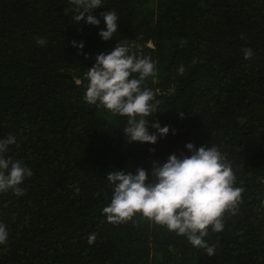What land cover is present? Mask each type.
Returning a JSON list of instances; mask_svg holds the SVG:
<instances>
[{
  "label": "trees",
  "instance_id": "16d2710c",
  "mask_svg": "<svg viewBox=\"0 0 264 264\" xmlns=\"http://www.w3.org/2000/svg\"><path fill=\"white\" fill-rule=\"evenodd\" d=\"M69 7L0 0V139L14 134L19 146L5 155L33 172L21 185L26 195L0 193L9 232L0 264H264V0H103L93 12L99 26L74 23ZM109 10L118 33L103 41ZM122 40L156 64L146 86L160 104L149 124L170 132L154 145L129 143L126 117L83 99L85 72ZM188 143L215 145L243 190L224 230L206 237L212 257L139 214L122 224L102 215L113 195L109 171L143 167L151 178L154 162L191 155Z\"/></svg>",
  "mask_w": 264,
  "mask_h": 264
},
{
  "label": "clouds",
  "instance_id": "9594fccd",
  "mask_svg": "<svg viewBox=\"0 0 264 264\" xmlns=\"http://www.w3.org/2000/svg\"><path fill=\"white\" fill-rule=\"evenodd\" d=\"M68 2L71 7L65 11L66 14L72 13L74 23L86 21L89 25H100L101 19L93 12L103 6V0ZM101 18L105 29H101L99 35L103 41H110L118 33L119 17L115 11L109 10L102 12ZM36 42L38 46L47 43L43 38ZM180 43L184 46L188 41L181 39ZM72 45L81 50L84 47L83 42L77 45L72 41ZM241 51L245 59L254 55L251 48H242ZM196 62L193 60L192 63ZM178 71L184 73L183 64ZM156 76V64L151 57L138 56L127 40L118 41L109 53L98 54L96 63L85 72L87 85L83 99L114 116L126 117L127 123L122 130L129 143L154 145L170 132V126H161L159 121L149 124V118L159 112L160 101L146 82L149 79L155 82ZM180 116L183 118V111ZM150 127L156 129V133H150ZM11 145L19 146L14 134L0 139V193L11 191L22 197L26 195V189L21 185L33 172L21 160L5 155ZM186 148L191 155L173 153L163 164L154 162L151 178L143 167L135 173L120 169L109 171L107 179L113 186V195L102 215L108 223L122 224L139 214L149 222L185 237L193 248L204 249L212 257L216 246H210L206 237L209 231L219 233L224 230V217L229 213L236 214L243 190L235 186L232 167L215 145L197 148L188 143ZM8 237L7 226L0 222V245L7 244ZM95 240V234H90L88 243L93 244Z\"/></svg>",
  "mask_w": 264,
  "mask_h": 264
}]
</instances>
